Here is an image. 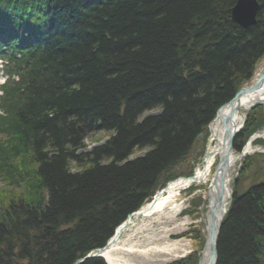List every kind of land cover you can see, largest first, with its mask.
<instances>
[{
  "label": "trees",
  "instance_id": "16d2710c",
  "mask_svg": "<svg viewBox=\"0 0 264 264\" xmlns=\"http://www.w3.org/2000/svg\"><path fill=\"white\" fill-rule=\"evenodd\" d=\"M236 1L0 0V176L24 181L12 161L29 157L37 188L0 205V264H74L162 188L264 56V1L246 28ZM215 248L264 264V183L233 192Z\"/></svg>",
  "mask_w": 264,
  "mask_h": 264
},
{
  "label": "rangeland",
  "instance_id": "374dc122",
  "mask_svg": "<svg viewBox=\"0 0 264 264\" xmlns=\"http://www.w3.org/2000/svg\"><path fill=\"white\" fill-rule=\"evenodd\" d=\"M263 69L264 56L256 64L252 78H254L255 74L262 72ZM3 80L4 78L0 75V83ZM249 82L242 83L238 91L242 87L250 84ZM156 112L151 111L144 116L156 114ZM240 125L241 128L239 131H242L243 141L246 135L247 139L254 135L257 130H260L264 126V112L262 107L256 105L251 111L244 114ZM208 126L203 134L198 136L191 152L186 158L165 175V184L162 188L172 180L190 177L200 165L206 151ZM106 139L107 136L101 132L88 133L84 139V150L89 151L92 147L102 144ZM0 140L4 141L5 136H0ZM246 141H244V144ZM254 145L257 148L256 152L237 161L235 166L229 171L230 195L227 209L234 191L240 194L254 184L264 183V142L258 141ZM241 149L236 151L233 148L232 141V151L234 154H238ZM144 152V150H138L134 152L130 159L141 156ZM12 164L14 169L23 173L24 177L26 175V178H24V181L19 182V184L11 185L9 180H5L0 176V205H6V199L10 200L11 197L15 198L20 195H24L22 199L26 200L29 193L33 194L37 189L35 184L36 178L34 177L36 168L33 161L29 157L20 156V158L12 161ZM72 171H76L74 166H71ZM211 182L212 178L209 177L202 185L192 186L183 190L180 193L177 207L173 211H166L147 219L136 220L127 231L122 233L119 239L118 249L113 252L115 263L198 264L200 255L205 247V242L207 241L204 207L208 203L206 189Z\"/></svg>",
  "mask_w": 264,
  "mask_h": 264
},
{
  "label": "bare ground",
  "instance_id": "6f19581e",
  "mask_svg": "<svg viewBox=\"0 0 264 264\" xmlns=\"http://www.w3.org/2000/svg\"><path fill=\"white\" fill-rule=\"evenodd\" d=\"M252 77L249 80L250 84L246 85L249 90L221 107L214 120L209 124L206 151L200 165L194 170L193 174L190 177H182L168 182L149 201L144 203L131 216L129 215L116 228L117 235H112L108 239V246L102 250L101 256H98L104 260L105 264H117L113 252L118 249L122 233L127 231L136 220L147 219L166 211H173L177 207L180 193L183 190L202 185L209 177L212 178V182L206 189L208 203L204 207V223L206 230L209 229L211 223L215 226L213 231L210 232L212 239L215 238L216 226L227 209L230 195V169L243 157L256 152L257 148L254 144L258 141L264 142V126H262L254 135L248 137L238 154L227 151L230 138L235 136L237 129L241 128L243 115L251 111L256 105H260L264 112V69L262 72L255 74L254 78ZM211 241L207 239L205 242L198 264H211L214 255ZM96 250L90 253H94Z\"/></svg>",
  "mask_w": 264,
  "mask_h": 264
},
{
  "label": "water",
  "instance_id": "95a60500",
  "mask_svg": "<svg viewBox=\"0 0 264 264\" xmlns=\"http://www.w3.org/2000/svg\"><path fill=\"white\" fill-rule=\"evenodd\" d=\"M258 10H259V2L257 0H237L235 5L231 9V15H230L231 16V21L233 23H236L237 25H239L242 28H246L248 26H251L256 21V15H257ZM248 90H249L248 87H246V86L242 87L238 92L235 93V95L233 96V98L230 101H228L227 103L223 104L221 107H223L224 105H227L234 98L243 95ZM221 107H219L217 109L215 116L217 115V113H218V111H219V109ZM237 131H238V129H237ZM233 138H234V136H232L230 138V144H229V147L227 149L228 152L232 151ZM224 167H225V164H224ZM223 169L225 170V168H223ZM263 172H264V164H263ZM131 215L132 214H130V216ZM221 220L219 221L218 225L216 226L217 228H216V232H215V236H214L215 238L214 239H212L211 234H210V232H212L213 229H214L213 227H215L212 223L210 224L209 229L206 232L207 233V239H209L210 241L212 239L211 243H212L214 255H213V259H212L211 264H215L216 263V248H215L216 247V238H217L218 231H219V228H220ZM116 230L114 231L113 236L117 235V231ZM108 244H109V241L104 245L103 248L96 250L94 253L88 254L87 256L83 257L82 259L76 261L74 264H81V263H83L85 260H87L89 258H94V257L101 256L100 253L102 252V250L104 248H106L108 246Z\"/></svg>",
  "mask_w": 264,
  "mask_h": 264
}]
</instances>
